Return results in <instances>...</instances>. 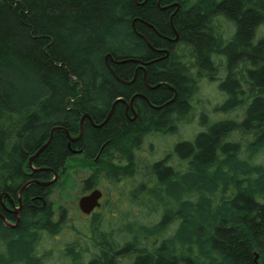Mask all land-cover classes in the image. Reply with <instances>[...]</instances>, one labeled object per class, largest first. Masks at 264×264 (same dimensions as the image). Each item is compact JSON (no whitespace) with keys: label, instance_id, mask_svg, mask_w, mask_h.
<instances>
[{"label":"trees","instance_id":"trees-1","mask_svg":"<svg viewBox=\"0 0 264 264\" xmlns=\"http://www.w3.org/2000/svg\"><path fill=\"white\" fill-rule=\"evenodd\" d=\"M174 3L0 0V197L30 183L19 223L0 215V264H264V0H161ZM170 15L188 59L153 63L166 71L151 88L131 83L132 60L165 44L142 20L174 37ZM191 61L225 99L159 157L153 140L195 106L176 68ZM134 93L156 108L131 120L120 101ZM73 167L90 171L82 192L106 193L80 223L61 203Z\"/></svg>","mask_w":264,"mask_h":264},{"label":"flooded vegetation","instance_id":"flooded-vegetation-1","mask_svg":"<svg viewBox=\"0 0 264 264\" xmlns=\"http://www.w3.org/2000/svg\"><path fill=\"white\" fill-rule=\"evenodd\" d=\"M146 1H148V0H145V2ZM157 5L162 10L169 9L170 7H177L176 10L179 8L178 3L161 6V0H157ZM172 18H173V15H170L169 23H170V26L172 28V32H173L174 37L166 36L162 33H159L153 25L142 20V22L147 27L154 30V32L157 34V36L161 40L165 41V44H164V46L159 47V48H154L153 46H151L149 44V47L153 50V54H154L153 55L154 59H152L150 61H140V60H135V59L132 60L130 67L127 71V75L131 79V81H130L131 83L132 82L142 83L145 86H148L151 88L149 78H151L152 75L155 77L156 75H159L160 73L166 71V68H164L165 69L164 70L163 68H160L158 66L153 67V63L159 64L160 61L167 60V59H169L168 60L169 62H172V61H175V57H177L178 60L175 63L182 64V61L186 62V60L188 59V57H185L182 54L183 52L180 51L181 47L178 46L179 38H178L177 31L174 27ZM117 62H119V61H117ZM116 64L118 66L122 65V63H116ZM179 66H177L176 68H178L180 70L184 69L186 71V74H184L186 82H191L192 84L198 83L199 70H198V68L195 67L194 62L191 61L190 66H188V67L185 65L184 66L179 65ZM154 69L156 70V72L154 71ZM140 70L142 71V73L140 72ZM187 71L192 74L191 77H189V74L187 73ZM154 81H156V79L152 80V82H154ZM120 102L125 106L124 114L128 118H130L131 120H136L138 112L143 107L150 106V107L156 108V106L152 105L149 98H147L145 95L139 94V93H134L129 98V100H127L126 98H123ZM168 103L169 102H167V104ZM188 105L193 106V103L188 102ZM159 108H164V105L160 106ZM129 110H131L133 118L130 117ZM135 114H136V116H135ZM53 178H54V176H53ZM53 178H51V179H53ZM51 179H48V178L43 179V182L49 181ZM94 187H96V186H94ZM22 188L19 190L17 198L14 195L9 194V193L5 194L6 198H4V195H3V197H0L1 204L3 205V218H6L8 220V222L11 224V226H16L19 223L20 213H21L22 204H23V193H24V191H22ZM93 188H89L88 190H85L84 193L90 192ZM101 188L103 190V195H105L106 193H105L104 188L103 187H101ZM6 214L8 215V217L6 216Z\"/></svg>","mask_w":264,"mask_h":264},{"label":"rangeland","instance_id":"rangeland-1","mask_svg":"<svg viewBox=\"0 0 264 264\" xmlns=\"http://www.w3.org/2000/svg\"><path fill=\"white\" fill-rule=\"evenodd\" d=\"M219 82H220L219 80H213V79L210 80L206 77H203L202 79L201 77L200 81L196 84L198 86L195 89V96L193 98L195 106L192 109H190L188 119L179 123L177 131L175 133L168 135L166 137H161L153 140L155 146L154 149L158 148L159 150V155L157 152V155L159 157L167 154L171 145L177 142L179 138L181 139L192 138L198 131L201 130L202 128L200 125L201 112L202 111H206L207 113L210 112V110L217 103H220L225 99L224 93H222L218 88ZM73 168L74 169H71L72 180H74L75 183L73 192H69V195H71V197H66V199H63L61 203H63V205L66 206L68 213L72 214L70 217V221L74 220L80 223L79 221H81L82 219L85 220L88 216L93 214V212L102 209V205L106 199V196L100 200V202H102V205L97 207L91 214H86L82 212L78 206V202L80 197L87 193H84V191L82 192L81 180L86 178L89 175L90 171L89 169H85L81 167L78 168L73 167ZM31 169L33 171L36 168L31 164ZM98 187L101 188L100 186ZM59 191L60 190H57L55 193V196L53 198L55 201H60ZM51 243L54 242L50 239V241L48 240L45 242V245L49 246Z\"/></svg>","mask_w":264,"mask_h":264},{"label":"water","instance_id":"water-1","mask_svg":"<svg viewBox=\"0 0 264 264\" xmlns=\"http://www.w3.org/2000/svg\"><path fill=\"white\" fill-rule=\"evenodd\" d=\"M122 62H125V61H119V63H122ZM115 104H116V103H115ZM115 104H114V106H115ZM112 112H113V109H112L110 115L112 114ZM86 117H88L87 114L83 115V117H82V119H81V130H80V134H79L78 137H71L70 134H69V131L66 130V132L68 133V137H70V139H71L72 141H78V140L82 137V135H83V131H84V120H85ZM108 118H109V117H108ZM108 118H107V119H108ZM107 119H106V120H107ZM60 129H62V127H60V126H57V127H54V128H53V130H52V132H51V136H50L48 142L40 148V150L37 152V154H36L35 156H33V157L31 158V161H32V160H33V159H34V158H35V157H36V156H37V155H38V154H39L44 148H46V147L49 145V143L51 142V140H52V138H53L54 131H55V130H60ZM37 170H40V169H37ZM58 177H59V174H58V172L55 171V172H54V178L51 179L50 181H48V182H40V181L38 180L37 182H40V183H42V184H44V185H47V184H53V183H55V182L58 180ZM29 184H30V183H27L26 185H24L23 188H22V191H24V190L26 189V187H27ZM102 196H103V190H102L101 188H99V187L94 188V189L91 190L89 193H87V194L81 196L80 199H79V202H78V205H79L80 210H81L82 212L86 213V214H91L97 206H100V201H99V200L101 199ZM0 215L3 217V214H2L1 212H0ZM4 220H5V219H4ZM5 222H6L8 225H11V224H9V222H7L6 220H5Z\"/></svg>","mask_w":264,"mask_h":264},{"label":"bare ground","instance_id":"bare-ground-1","mask_svg":"<svg viewBox=\"0 0 264 264\" xmlns=\"http://www.w3.org/2000/svg\"><path fill=\"white\" fill-rule=\"evenodd\" d=\"M88 117H89V116H88ZM69 138H70V137H69ZM36 154H37V153H36ZM36 154H35V155H36ZM35 155H34V156H35ZM97 207H98V206H97ZM94 210H95V209H94Z\"/></svg>","mask_w":264,"mask_h":264}]
</instances>
